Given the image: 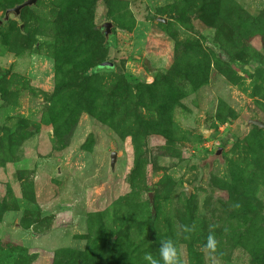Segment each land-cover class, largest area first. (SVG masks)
I'll return each mask as SVG.
<instances>
[{"label":"rangeland","instance_id":"obj_1","mask_svg":"<svg viewBox=\"0 0 264 264\" xmlns=\"http://www.w3.org/2000/svg\"><path fill=\"white\" fill-rule=\"evenodd\" d=\"M98 1L0 23V264H264V0Z\"/></svg>","mask_w":264,"mask_h":264},{"label":"clouds","instance_id":"obj_2","mask_svg":"<svg viewBox=\"0 0 264 264\" xmlns=\"http://www.w3.org/2000/svg\"><path fill=\"white\" fill-rule=\"evenodd\" d=\"M192 230V228L184 226V231L186 233H190ZM217 244L218 241L214 233L210 231L203 245V249L210 253H215ZM144 259L148 261V264H182L177 247L172 239H164L161 241L158 250V258L154 257L151 253H145Z\"/></svg>","mask_w":264,"mask_h":264},{"label":"water","instance_id":"obj_3","mask_svg":"<svg viewBox=\"0 0 264 264\" xmlns=\"http://www.w3.org/2000/svg\"><path fill=\"white\" fill-rule=\"evenodd\" d=\"M35 2H36V0H23L22 2L15 4L12 7L6 8L3 12L2 19H0V23L2 21H5L8 18L9 14H12L13 16H17L23 7L32 6ZM104 3H105V0H99L97 2V4L99 6H101V8H102L101 18H104L105 14H106V6ZM161 20L164 21V19H161ZM101 25L104 28V34H106V32L109 29L110 23L108 21H104V22H102ZM111 65H112V63L110 61H107V60L99 62V66H111ZM247 122L250 124H253L259 128H264V122H262L258 119H248ZM219 151H220V148H217L216 153H218Z\"/></svg>","mask_w":264,"mask_h":264},{"label":"crops","instance_id":"obj_4","mask_svg":"<svg viewBox=\"0 0 264 264\" xmlns=\"http://www.w3.org/2000/svg\"><path fill=\"white\" fill-rule=\"evenodd\" d=\"M2 226V225H1ZM0 226V227H1ZM13 228H14V230H18L19 232L20 231H24L23 229H19V225L17 224V223H14L13 224ZM17 228V229H16ZM6 230H7V233L6 234H4V235H8L10 232L8 231V229L7 228H5ZM17 233V235H19V237H16V238H18V240H19V243L21 244V246H24V247H27V245H30L31 243H30V238L31 237H29V236H24L25 234L24 233ZM21 235V236H20ZM2 236V235H1ZM33 237H36L35 235L33 236Z\"/></svg>","mask_w":264,"mask_h":264},{"label":"trees","instance_id":"obj_5","mask_svg":"<svg viewBox=\"0 0 264 264\" xmlns=\"http://www.w3.org/2000/svg\"><path fill=\"white\" fill-rule=\"evenodd\" d=\"M105 4V3H104ZM95 241V243H97L98 242V239H95L94 240ZM97 250V251H96ZM100 252H101V250L100 249H89L88 250V254H87V256H92V255H95V254H97V253H99L100 254Z\"/></svg>","mask_w":264,"mask_h":264}]
</instances>
